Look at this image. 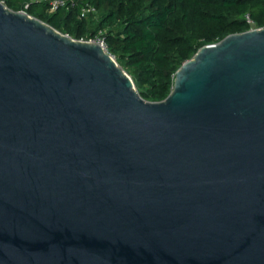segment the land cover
<instances>
[{
    "label": "water",
    "instance_id": "obj_1",
    "mask_svg": "<svg viewBox=\"0 0 264 264\" xmlns=\"http://www.w3.org/2000/svg\"><path fill=\"white\" fill-rule=\"evenodd\" d=\"M0 264H264V28L149 102L0 1Z\"/></svg>",
    "mask_w": 264,
    "mask_h": 264
},
{
    "label": "trees",
    "instance_id": "obj_2",
    "mask_svg": "<svg viewBox=\"0 0 264 264\" xmlns=\"http://www.w3.org/2000/svg\"><path fill=\"white\" fill-rule=\"evenodd\" d=\"M0 1L77 41L103 32L110 54L149 102L171 94L177 71L200 49L249 31L246 16L264 28V0H74L96 8L87 20L78 9L51 13L33 0Z\"/></svg>",
    "mask_w": 264,
    "mask_h": 264
},
{
    "label": "built area",
    "instance_id": "obj_3",
    "mask_svg": "<svg viewBox=\"0 0 264 264\" xmlns=\"http://www.w3.org/2000/svg\"><path fill=\"white\" fill-rule=\"evenodd\" d=\"M34 3H45L48 4L50 7V12L55 13L56 11L60 9H78L80 12V18L87 20L90 17L97 15V10L92 5H79L74 0H33ZM4 4V2H2ZM246 20L248 25L250 26V30H257L259 28L256 27L254 21L250 18V16H246ZM249 30V31H250ZM86 41L90 43L97 44L100 46L106 53L110 54L109 52V44L106 38V35L103 32L96 33L93 37H91L88 40H81ZM111 55V54H110Z\"/></svg>",
    "mask_w": 264,
    "mask_h": 264
}]
</instances>
